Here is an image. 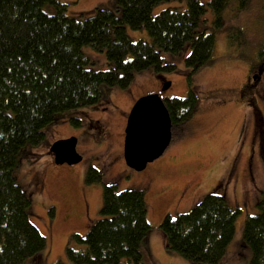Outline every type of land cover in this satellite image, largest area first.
<instances>
[{
	"label": "rangeland",
	"instance_id": "374dc122",
	"mask_svg": "<svg viewBox=\"0 0 264 264\" xmlns=\"http://www.w3.org/2000/svg\"><path fill=\"white\" fill-rule=\"evenodd\" d=\"M59 1L67 4L71 16L96 7L118 10L117 0ZM168 7L185 9L187 0L161 1L152 13ZM43 9L56 11L50 2ZM214 21L208 6L198 30L213 31L214 61L193 74L199 109L187 123L173 124L170 145L143 170L131 168L124 158L130 111L147 94L158 93L163 99L188 94L184 60L189 43L178 53L160 50L164 63L175 64L173 70L157 72L152 66L136 72L127 87L102 85L97 103L56 113L44 127L42 141L22 146L15 177L31 198L30 221L47 239L46 248L23 264H53L58 259L72 264L66 244L72 233L86 234L100 217L106 183H116L120 190H144L150 227L140 246L142 264H193L167 248L159 224L167 214L175 217L189 211L213 189L239 210L234 236L219 264H251L252 251L244 243L243 230L247 216L257 213L264 191V0H232L223 11V24L215 26ZM126 31L134 40H150L144 28L127 26ZM82 50L89 68H108L103 52L90 45ZM167 82L170 86L163 89ZM70 137L77 139L82 159L56 163L51 145ZM90 167L99 169L102 181H86Z\"/></svg>",
	"mask_w": 264,
	"mask_h": 264
},
{
	"label": "trees",
	"instance_id": "16d2710c",
	"mask_svg": "<svg viewBox=\"0 0 264 264\" xmlns=\"http://www.w3.org/2000/svg\"><path fill=\"white\" fill-rule=\"evenodd\" d=\"M161 1L166 0H117L118 10L96 7L71 16L59 0H0V264H23L47 246L46 236L30 221L31 198L15 169L22 146L42 141L56 113L97 103L102 85L127 87L138 71L173 70L175 64L164 63L160 50L178 53L187 43L188 94L164 102L173 124L187 123L199 109L193 74L213 63L215 48L213 31L198 30L199 22L210 6L215 26L222 25L232 0H187L185 9L168 7L153 15ZM46 2L54 4V13L43 9ZM127 26L146 29L150 40L132 39ZM86 45L105 54L107 69L88 67ZM261 53L264 59V46ZM86 181H102L99 169L90 167ZM256 205L257 213L245 219L243 239L252 251L251 264H264V191ZM146 213L143 189L103 184L100 217L86 234L70 235L67 259L72 264H142L140 246L150 227ZM238 213L213 189L189 211L167 214L159 227L168 249L193 264H219Z\"/></svg>",
	"mask_w": 264,
	"mask_h": 264
},
{
	"label": "water",
	"instance_id": "95a60500",
	"mask_svg": "<svg viewBox=\"0 0 264 264\" xmlns=\"http://www.w3.org/2000/svg\"><path fill=\"white\" fill-rule=\"evenodd\" d=\"M163 85V89L170 86ZM173 123L164 99L158 93L136 100L125 128L124 158L128 166L143 170L149 162L160 157L173 138ZM77 139L56 140L50 147L56 163H77L82 155L76 148Z\"/></svg>",
	"mask_w": 264,
	"mask_h": 264
}]
</instances>
